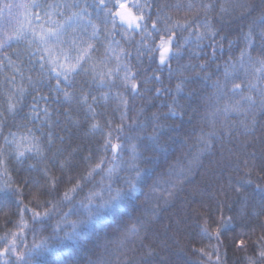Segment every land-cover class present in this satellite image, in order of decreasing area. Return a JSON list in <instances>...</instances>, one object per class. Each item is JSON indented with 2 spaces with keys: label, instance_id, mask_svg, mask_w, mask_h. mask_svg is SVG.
I'll return each instance as SVG.
<instances>
[{
  "label": "snow or ice",
  "instance_id": "6c2138e0",
  "mask_svg": "<svg viewBox=\"0 0 264 264\" xmlns=\"http://www.w3.org/2000/svg\"><path fill=\"white\" fill-rule=\"evenodd\" d=\"M237 17L247 24L233 34L226 29ZM257 113L264 0H0V264H110L97 242L114 224L121 245H143L158 213H137L157 191L172 133L195 116L198 151L169 191L182 193L187 181L201 196L197 236L209 243L194 252L225 264L231 233L238 251L254 245L243 264H264V156L257 172L247 154ZM226 137L237 142L226 147ZM202 157L228 173L212 203L190 179ZM65 176L72 186L61 195ZM97 176L99 190L52 224ZM144 247L146 261L155 250Z\"/></svg>",
  "mask_w": 264,
  "mask_h": 264
},
{
  "label": "trees",
  "instance_id": "16d2710c",
  "mask_svg": "<svg viewBox=\"0 0 264 264\" xmlns=\"http://www.w3.org/2000/svg\"><path fill=\"white\" fill-rule=\"evenodd\" d=\"M258 2V0H257ZM247 21H241L238 17L235 21H231L227 31H235L239 26L246 27ZM119 39V37H117ZM226 47V46H225ZM175 67V65H174ZM166 97H162L160 100H154L152 105H148L152 111H156L161 106V101L166 100ZM112 108L114 105L109 104L107 115L112 116ZM166 111V109H161ZM98 111H105L104 108L98 109ZM116 119L119 118L118 114H115ZM199 116H195L193 121L189 123L187 119L184 122V128L181 129L182 135L176 137L175 133H172L175 138V143L171 147L169 156L166 159L160 161V165L157 168L158 176V187L157 191L151 194L150 201L143 205L138 215L147 212L157 211L158 215L155 221L150 225L147 238L144 240L143 245L140 241L127 242L124 245L120 244L122 236L120 231L117 230V226L112 225L111 229L105 230L101 235L100 240L97 242L99 245H106L107 252L105 258L110 262V264H137L140 261L141 264H204L206 257L202 258L194 249L204 247L209 242L207 240L201 241L197 236L196 222L198 216L193 209L198 208L201 196L198 193L193 192V185L189 184L187 181L179 187L183 188V192H177L170 196V185L175 182L176 176L183 169H187L191 166L190 161L198 151V144L195 138V134L199 131L197 125V120ZM257 130L255 136L258 139H251L249 146L247 148V154L255 153L257 169L259 171V165L262 163L261 157L264 156V113H257ZM185 130L189 135L185 137ZM230 138H225V146H234L237 142L232 140L229 144ZM245 138L240 136L239 141H243ZM79 142V141H77ZM85 147L89 145L87 142L84 144ZM95 147L93 143L91 145ZM227 155V152H224ZM220 151L217 150L216 159H219ZM84 172V168L80 167L76 171L72 172L70 175L75 180L80 174ZM255 179V175L253 177ZM99 176L95 177V180L90 183H86L82 186V190L73 194V200L62 207L61 211L53 217L51 221L55 224L57 220L61 218L64 212H68L69 208H79L80 202L85 199L89 194L90 190L96 185V190H99L98 181ZM199 188L206 190L204 199L212 203L215 199H223L219 196V185L225 183L228 179L227 171L221 172L220 169L216 168L215 160H210L208 157H202V163L198 167L193 168V173L190 177ZM65 182L60 186V193L62 195L66 188L72 186L68 182L67 176L64 178ZM213 193H216L214 196ZM232 212H238L240 210V205L233 197L232 201ZM74 215H69L67 218L68 223L62 224L63 227L70 229L71 221L75 220ZM3 222L0 221V234L3 232ZM239 231V229H237ZM215 244V241H212ZM144 245H150L154 250L155 254L149 256L147 260H144L143 253L147 250ZM254 245H250L247 252L238 251L232 244V234L230 233L227 237L223 239V244L221 248L222 259L225 264H243L244 257L254 256L252 248ZM103 251V248H101ZM215 260V257H213Z\"/></svg>",
  "mask_w": 264,
  "mask_h": 264
}]
</instances>
